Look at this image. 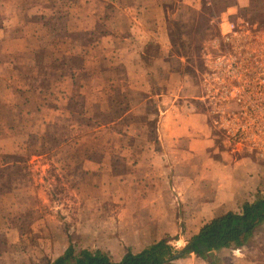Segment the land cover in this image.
I'll return each mask as SVG.
<instances>
[{
    "label": "rangeland",
    "instance_id": "1",
    "mask_svg": "<svg viewBox=\"0 0 264 264\" xmlns=\"http://www.w3.org/2000/svg\"><path fill=\"white\" fill-rule=\"evenodd\" d=\"M25 1L34 17L43 15L45 23L41 21L40 29L33 27L40 34L32 41L38 51L31 74L20 75L8 87L0 80V264H46L62 255L71 243L77 251L101 250L116 261L128 252H141L154 236L167 240L180 252L190 247L203 223L214 218L199 215L197 186L188 193L183 192L186 186L182 192L174 190L173 196L169 191L162 200L152 202L151 209L142 208L144 200L136 198L142 193L137 180L126 183L121 177L150 173L132 163L137 155L134 147L128 154L131 161L120 164V153L112 152L111 165L97 170L85 166L82 157L86 151L76 148L82 145L90 149L92 145L98 153L109 142L122 143L117 134L128 118L117 122L111 134H98L94 139L98 130L93 116L103 115L107 106L111 107L108 115H119L126 102H113L123 91L117 85L119 76H124L113 71L111 77L117 87L107 91V100L112 103L98 108L90 104V97L98 101L96 90L104 85L101 63L95 68L98 74L94 81L90 80V46L112 32L117 23L114 17L134 15L138 3L144 5L148 0ZM157 1L159 8H153L152 13L165 23L171 51L176 54L169 63H164L162 56L154 60L157 70L152 78L157 91H176L183 86L184 96L208 114L211 143L236 150L239 146L227 131L230 115L241 111L243 104L229 100L225 105L214 99L213 77L203 80L209 72L205 54L210 52L214 58L213 54L236 51L239 63L250 65L257 59L264 65V0ZM3 16L0 14V21ZM160 45L153 42L148 46L151 55L160 56ZM4 74L5 69L0 76ZM141 97L132 92L129 107L134 108ZM252 107L246 103L243 110L251 113ZM150 136L154 140L153 129ZM128 143L134 146L136 142L130 139ZM162 144L168 147L170 160L177 163L180 172L182 161L197 159L183 151L186 144L182 139ZM244 145L236 153L252 156L259 168L257 175L264 176V156ZM259 186L251 201L264 196V179ZM224 249L212 253L217 264H264V222L242 246ZM178 260L177 264H194L199 256L190 251Z\"/></svg>",
    "mask_w": 264,
    "mask_h": 264
},
{
    "label": "crops",
    "instance_id": "2",
    "mask_svg": "<svg viewBox=\"0 0 264 264\" xmlns=\"http://www.w3.org/2000/svg\"><path fill=\"white\" fill-rule=\"evenodd\" d=\"M20 2L16 5L14 1H0V14L4 15L0 21V72L5 69L7 73L1 75L0 80L6 82L5 87L12 85L11 81L13 82L20 75L31 74L33 57L38 51V47L32 46V41L38 39L40 34V31L38 34L33 27L37 26V29H40L43 26L41 24L43 15L34 17L29 2L25 0ZM158 5L157 0H148L144 5L138 3L134 15L122 14L114 17L113 20L117 23L112 32L104 34L90 46V73H92L90 80L94 81L95 68H98L101 63L100 70H102L104 81L103 87H98L100 89L96 90L98 101H93L90 97V104L97 108L105 102L110 105L112 100H107V91L117 86L123 91L119 92V97H115L113 102L119 99L122 100L121 104L123 101L126 102L125 107L121 106L119 115H108L111 107L107 106L103 109V115L93 116L97 124L96 130H98L97 134H94V139L98 134H111L110 131L113 132L115 124L124 118H128V123L125 122L123 131L117 134L122 142L119 145H112V142L102 144L98 153L95 152L96 147L92 145L90 149L82 145H77L76 148L79 151H86L82 157L85 166L97 170L96 168L111 165L109 162L110 159L113 160V155H110L112 152L120 153L118 156L120 164L123 161H131L128 154L134 147L137 155L132 163L136 164L137 168L147 169L150 173L145 175L144 172L141 177L135 176V178L121 177L126 178V183L137 180L135 184L140 185L139 191L143 194L136 195V198L144 200L142 208L151 209L154 205L152 202L162 200L164 193L170 191L172 194L174 190L182 192L185 186L186 189L183 192L188 193L197 186L200 216L206 217L209 214L218 218L230 211L242 214L240 209L245 203L255 202L251 201V197L257 192L264 176L257 175L259 168L257 169V162L252 156L236 153L241 152L242 148L227 150L224 146L211 143V138L207 135L208 114L196 109L194 102L184 96L183 86L176 91L166 89L157 91V84L152 78L153 72L157 70L153 67L154 60L162 56V61L169 63L170 59L172 61L176 56L171 51L169 31L165 23L160 21V15L155 16L152 13L153 8H159ZM149 10L152 15H148ZM10 29H12L11 32ZM153 42L161 44L160 56L151 55L148 51V46ZM96 50L99 55H92ZM162 66L163 69H167V66ZM171 70L175 72V69ZM113 71L124 73V76H119L120 82L117 86L111 77ZM68 77L66 75L65 79ZM105 84H107L106 87ZM132 92L142 97L139 100L136 99L134 108L131 109L129 103L132 100ZM100 96L103 99H100ZM152 129L156 133L154 140L150 136ZM130 139H135L134 146L128 143ZM180 139L186 144L183 151L197 158L196 161L195 159L182 161V172L179 171L177 163L170 160L168 147L160 145V142H178ZM195 143L198 144L195 145ZM255 169H257L256 172H254ZM209 221L206 220L203 225ZM159 237L154 236L143 249L162 240ZM149 238L151 239V236L146 239ZM224 250L227 249L223 248L219 252ZM181 260L176 261L175 264ZM194 264L208 263L199 257Z\"/></svg>",
    "mask_w": 264,
    "mask_h": 264
},
{
    "label": "trees",
    "instance_id": "3",
    "mask_svg": "<svg viewBox=\"0 0 264 264\" xmlns=\"http://www.w3.org/2000/svg\"><path fill=\"white\" fill-rule=\"evenodd\" d=\"M262 222L264 196L253 203H245L242 214L230 211L203 225L194 238L193 252L208 264H217L213 259V251L242 246L243 241L252 235L254 229ZM199 245L206 248H200ZM190 247L180 252L168 244L167 240L162 239L137 254L128 252L121 260L116 261L110 254L101 250L77 251L71 243L62 255L46 264H174L177 259L185 257L191 251Z\"/></svg>",
    "mask_w": 264,
    "mask_h": 264
},
{
    "label": "built area",
    "instance_id": "4",
    "mask_svg": "<svg viewBox=\"0 0 264 264\" xmlns=\"http://www.w3.org/2000/svg\"><path fill=\"white\" fill-rule=\"evenodd\" d=\"M211 55L210 52L205 54L209 72L204 74L203 80L213 77L214 99L222 100L225 105H229L230 101L243 104L241 111L230 115L228 134L239 147L246 144L244 148L264 156V65L257 59H253L250 65L239 63L235 58V55L238 56L236 51L226 55L213 54L214 58ZM253 55L257 57L256 53ZM246 103L254 106L251 113L243 110Z\"/></svg>",
    "mask_w": 264,
    "mask_h": 264
},
{
    "label": "water",
    "instance_id": "5",
    "mask_svg": "<svg viewBox=\"0 0 264 264\" xmlns=\"http://www.w3.org/2000/svg\"><path fill=\"white\" fill-rule=\"evenodd\" d=\"M192 247V248H191ZM190 250L193 252V244L191 245ZM200 248H206V246L199 245Z\"/></svg>",
    "mask_w": 264,
    "mask_h": 264
}]
</instances>
